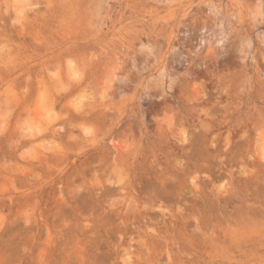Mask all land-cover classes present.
<instances>
[{"label": "rangeland", "instance_id": "obj_1", "mask_svg": "<svg viewBox=\"0 0 264 264\" xmlns=\"http://www.w3.org/2000/svg\"><path fill=\"white\" fill-rule=\"evenodd\" d=\"M257 115L264 0H0V264H264Z\"/></svg>", "mask_w": 264, "mask_h": 264}, {"label": "bare ground", "instance_id": "obj_2", "mask_svg": "<svg viewBox=\"0 0 264 264\" xmlns=\"http://www.w3.org/2000/svg\"><path fill=\"white\" fill-rule=\"evenodd\" d=\"M189 67V66H188ZM207 100H209L208 98H206ZM197 100V99H196ZM199 100V99H198ZM201 100V99H200ZM203 101V100H202ZM202 101H200V102H202ZM206 101V100H205ZM210 101V100H209ZM197 103H198V101H197ZM203 103V102H202ZM213 103V102H212ZM207 104V103H206ZM210 104V103H209ZM211 105V104H210ZM199 106H200V103H198V105L197 104H192V105H190V109H189V111H190V113H193V118H194V121L196 122L195 123V127H197V126H202V127H204L206 130H208V131H210L209 133L211 134V133H216V132H218V134L217 135H219L220 134V131L221 130H223V131H225V132H227L228 130H229V128L231 127L230 125H229V123H227L226 121V118L224 117V118H222V117H214L215 118V120H213V121H210L209 119H202L201 117H203L202 115H203V112L205 111V109L203 110L202 108H201V111H203L202 112V114H201V117H200V115L199 114H197V112H198V108H199ZM205 107V106H204ZM208 107H210V106H208ZM207 107V108H208ZM211 108V107H210ZM233 108V107H232ZM207 110V109H206ZM232 110V109H231ZM234 110V109H233ZM213 111V110H212ZM210 112V111H209ZM207 113V114H204L205 116H209L210 115V113ZM206 113V112H205ZM209 114V115H208ZM215 114V113H214ZM251 114V113H250ZM212 115V114H211ZM210 119L212 118V117H209ZM239 118V117H238ZM241 119V118H240ZM193 121V122H194ZM192 122V123H193ZM215 122H218V127L214 124ZM250 122V123H249ZM250 124V125H249ZM248 125L250 126H248V128H247V126H245L244 128H241V129H239L238 131H236L235 132V135H236V137L237 138H243L246 134H247V132H248V130H250L251 131V133H252V135H254L255 136V132H257V127L258 126H264V116H262V115H257V117L256 118H254L253 119V117H252V119H248ZM194 126H193V128H194ZM200 129H202V128H200ZM208 131H205L206 133L208 132ZM230 131H232L231 129H230ZM222 132V131H221ZM196 133V132H195ZM224 133V132H223ZM197 134V133H196ZM208 134V133H207ZM215 134V135H216ZM202 135V134H201ZM221 135V134H220ZM224 135H226L225 133H224ZM207 136V135H206ZM228 136V135H227ZM221 137V136H220ZM230 138H231V136H230ZM215 139H217V138H215ZM224 139V138H223ZM226 139V138H225ZM232 139V138H231ZM230 139V140H231ZM243 139H245V137L243 138ZM247 139V138H246ZM234 140V139H233ZM217 141V145H219V144H224V143H219L218 142V140H216ZM226 141V140H225ZM214 142V141H213ZM237 142V141H236ZM247 143H248V139H247ZM215 144V143H214ZM233 144H234V142H233ZM236 144V146L238 145V142L237 143H235ZM227 146H228V144H226ZM246 145V144H245ZM223 146V145H222ZM226 146V147H227ZM231 146V145H230ZM235 146V147H236ZM238 146H240V144L238 145ZM220 147V146H219ZM220 149V148H219ZM243 154H247V147H246V149L244 150V152H243ZM222 155V154H221ZM242 156V155H241Z\"/></svg>", "mask_w": 264, "mask_h": 264}]
</instances>
